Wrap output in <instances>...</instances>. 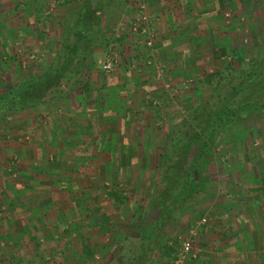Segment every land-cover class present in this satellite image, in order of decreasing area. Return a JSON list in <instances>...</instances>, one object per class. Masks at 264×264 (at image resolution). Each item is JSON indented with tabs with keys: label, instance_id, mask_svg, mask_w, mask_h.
<instances>
[{
	"label": "rangeland",
	"instance_id": "1",
	"mask_svg": "<svg viewBox=\"0 0 264 264\" xmlns=\"http://www.w3.org/2000/svg\"><path fill=\"white\" fill-rule=\"evenodd\" d=\"M94 1L98 6L104 4L95 38L92 34L93 41L91 35L78 41L76 32H71L83 0H41L36 10L27 8L22 0H0V95L20 81L42 77L71 61L72 67L77 66L84 59L75 81L70 83L66 77L65 84L46 94L45 103L0 121V264H108L140 216H144L139 222L142 234L148 235L160 213L156 207H148L161 186L170 142L185 125L206 120L204 116L196 120L195 110L227 91L264 42V0H226L223 29L230 36L224 50L220 49L212 66L178 82L155 46L156 33L153 46L148 47L147 35L133 28L142 25L147 3L130 0L137 18L105 31L111 0ZM63 7L64 18L59 15ZM128 31L135 34L131 38L138 46L129 60L125 49L110 48L114 41L130 38ZM73 48L87 52L74 53ZM107 61H113L110 72L103 70ZM123 65L138 74L149 72L172 99L197 91V100L183 103V111H169L175 115L172 125L162 126L170 140L163 142L158 163L122 166L127 180L118 176V181L104 183L101 207L86 211L88 219L84 213L65 208L61 198L56 199L60 203L49 201L47 207L46 196L32 197L38 185L30 178L38 173L62 174L71 168L64 166L65 161L79 160V149L70 150L64 142L68 123L83 121L84 113L93 122L97 120L96 111H83L89 102L81 95L90 91L94 72L110 74ZM160 103L153 101L152 107ZM163 113L161 118L169 114ZM245 121L213 153L206 175L213 182V195L199 199L161 229L157 248L147 256L146 264H264V115L260 120ZM47 160H56L58 166L43 165ZM80 225L88 226V237L95 245L84 244ZM137 242L135 239L134 244ZM185 243L191 244L189 254L182 251Z\"/></svg>",
	"mask_w": 264,
	"mask_h": 264
},
{
	"label": "crops",
	"instance_id": "2",
	"mask_svg": "<svg viewBox=\"0 0 264 264\" xmlns=\"http://www.w3.org/2000/svg\"><path fill=\"white\" fill-rule=\"evenodd\" d=\"M22 1L32 10L42 3L41 0ZM139 1L148 4L145 12L151 22L148 30L156 33L155 46L161 59L170 66L171 75L176 81H183L192 73L216 62L217 54L220 49L224 50L226 38L230 36L223 29L226 0ZM63 10L66 7L59 11L62 18L67 15ZM136 18L135 12L130 9V0H111L106 8L105 31L117 28L122 21L129 24ZM128 32L130 38L114 41L110 45V48L115 46L114 51L125 49L127 60L131 59L134 48L138 47L131 38L135 34ZM52 35L55 33L52 32ZM89 92H92L90 98ZM89 92L84 95H81L83 91L80 93L81 99L89 102L83 111H96L94 119L97 120L93 122L89 119L90 115L84 113L83 121H70V129L64 140L68 149H79V160L65 161L64 166L71 168L62 174L38 173L36 176L32 174L33 179L30 178L38 185L32 197L46 196V206L61 198L65 208L73 209L75 214L84 213L85 219H88L86 211L101 207L100 194L104 183H114L118 181V176L127 180L123 167L158 163L159 152L165 146L163 142L170 140L166 128L162 126L172 125L171 119L175 115L169 111H183V103L197 100V91L186 95L182 93L184 96L178 100L172 99L165 93L162 83L149 72L138 74L128 71L125 65L110 74L94 72ZM157 100L161 102L159 107H152V102ZM163 111L169 113L165 118H161ZM160 134L161 137L155 138L154 135ZM43 165L52 168L58 166V162L47 160ZM58 200L55 203H60ZM87 227H79L82 241L85 245L90 242L95 245L93 239L88 237L90 233Z\"/></svg>",
	"mask_w": 264,
	"mask_h": 264
},
{
	"label": "trees",
	"instance_id": "3",
	"mask_svg": "<svg viewBox=\"0 0 264 264\" xmlns=\"http://www.w3.org/2000/svg\"><path fill=\"white\" fill-rule=\"evenodd\" d=\"M101 3L98 6L94 0H83L79 18L71 32L73 35L76 32L74 36L78 41L89 35V40H94V31L104 10ZM73 50H77L74 53L87 52L86 49ZM79 61L77 66L72 67L71 61V64L66 63L67 66L51 70L42 77L20 81L1 94L0 121L45 103L46 94L65 84L63 80L66 77L70 83L75 81L84 67V59ZM195 111L196 120L198 116H204L206 120H200L198 125H185L170 142L161 186L148 207L160 210L153 230L148 235L142 234L139 222L144 216H140L125 244L118 246L108 264H146L147 256L157 248L161 229L190 210L199 199L213 195V182L206 175L215 149L234 129L245 124V120H260L264 115V42L251 65L229 89ZM135 239H138L136 244Z\"/></svg>",
	"mask_w": 264,
	"mask_h": 264
},
{
	"label": "built area",
	"instance_id": "4",
	"mask_svg": "<svg viewBox=\"0 0 264 264\" xmlns=\"http://www.w3.org/2000/svg\"><path fill=\"white\" fill-rule=\"evenodd\" d=\"M140 22L142 23V25H147V28H141L142 25H134L133 28L136 30V31H140L141 30V33L147 35V45L148 47H152L153 46V43H154V34L153 32L149 31L148 29V26L151 24L150 20H149V17L147 15H142L141 19H140ZM113 69V61H107L104 66H103V70L105 72H110L111 70ZM183 253L184 254H189L191 252V244L190 243H185L183 245V249H182Z\"/></svg>",
	"mask_w": 264,
	"mask_h": 264
}]
</instances>
